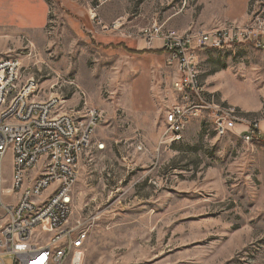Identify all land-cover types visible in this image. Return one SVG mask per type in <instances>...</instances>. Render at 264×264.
I'll return each mask as SVG.
<instances>
[{
  "label": "rangeland",
  "instance_id": "obj_1",
  "mask_svg": "<svg viewBox=\"0 0 264 264\" xmlns=\"http://www.w3.org/2000/svg\"><path fill=\"white\" fill-rule=\"evenodd\" d=\"M185 5L164 0L161 17ZM194 11L197 20L201 8ZM17 15L0 8V33L20 34L14 39L23 44L2 59H22L24 74L45 83L43 97L57 77L73 81L105 115L75 187L73 221L91 224L82 264H264V143L245 144L238 130L220 137L204 116L187 123L181 141L162 140L166 113L179 100L176 62L97 50L63 14L49 20L39 49L14 23ZM201 51L207 92L247 117L259 115L264 54L250 45ZM64 94L77 103L72 88ZM4 176L8 186L11 154Z\"/></svg>",
  "mask_w": 264,
  "mask_h": 264
},
{
  "label": "built area",
  "instance_id": "obj_2",
  "mask_svg": "<svg viewBox=\"0 0 264 264\" xmlns=\"http://www.w3.org/2000/svg\"><path fill=\"white\" fill-rule=\"evenodd\" d=\"M109 1L88 0L90 18L100 22L99 10ZM248 16L244 25L211 32H178L162 25L143 30L147 45L160 40L177 64L172 90L179 100L166 113L162 140L181 141L187 123L204 116L220 137L238 130L245 144L264 142V102L259 115L248 117L219 102L204 87L195 55L206 48L243 45L264 54V0H253ZM24 72L20 59L0 61V264H82L91 224L73 221L75 187L82 155L105 115L78 85L60 77L49 87L47 100H41L39 80ZM67 87L77 96L76 104L64 94ZM104 147L97 145L99 151ZM8 154L12 177L6 186Z\"/></svg>",
  "mask_w": 264,
  "mask_h": 264
},
{
  "label": "crops",
  "instance_id": "obj_3",
  "mask_svg": "<svg viewBox=\"0 0 264 264\" xmlns=\"http://www.w3.org/2000/svg\"><path fill=\"white\" fill-rule=\"evenodd\" d=\"M165 1L169 2V0ZM185 1V7L188 2L191 3L189 6H192L193 12L197 6L201 8V16L197 20L194 19V13L191 14L189 6L181 9L175 15L161 17L164 0H110L99 10L100 22L90 18L88 0H0V8L7 7L10 12L18 14L13 18L14 23L30 32L28 40L31 44L39 46V49H41L39 36L44 34V29L48 26L49 20L63 14L73 21L71 23L78 25L90 44L97 50L114 48L128 56L166 60L168 58L172 60L171 54L162 53L164 50L162 42L154 40L152 46L149 47L146 40L141 36L143 30L162 25L165 29L178 32H186L190 29L211 32L223 25H242L247 22V0ZM23 18L24 20H22ZM16 36H20V34L0 33V38H4L0 42V61L7 53H17L23 47V44L14 39ZM201 53V50L195 52L196 60ZM176 75H178L177 71ZM24 76L28 77L25 74ZM41 79L38 78L42 89L45 83H42ZM53 83L54 81L44 88L49 89ZM45 96L43 97L41 94L39 98L45 101L48 98L47 95ZM172 104L173 101L170 105Z\"/></svg>",
  "mask_w": 264,
  "mask_h": 264
},
{
  "label": "trees",
  "instance_id": "obj_4",
  "mask_svg": "<svg viewBox=\"0 0 264 264\" xmlns=\"http://www.w3.org/2000/svg\"><path fill=\"white\" fill-rule=\"evenodd\" d=\"M163 52H167V51H166V50H163L162 53H163ZM167 53H168V52H167ZM136 54H138V53H136ZM263 143H264V142H263Z\"/></svg>",
  "mask_w": 264,
  "mask_h": 264
}]
</instances>
